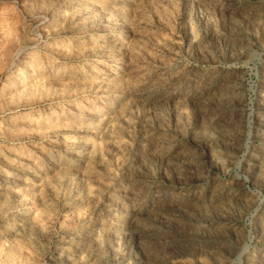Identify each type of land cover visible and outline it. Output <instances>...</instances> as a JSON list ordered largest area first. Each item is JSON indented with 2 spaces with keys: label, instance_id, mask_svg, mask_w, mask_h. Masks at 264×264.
<instances>
[{
  "label": "rangeland",
  "instance_id": "obj_1",
  "mask_svg": "<svg viewBox=\"0 0 264 264\" xmlns=\"http://www.w3.org/2000/svg\"><path fill=\"white\" fill-rule=\"evenodd\" d=\"M0 264H264V0H0Z\"/></svg>",
  "mask_w": 264,
  "mask_h": 264
}]
</instances>
